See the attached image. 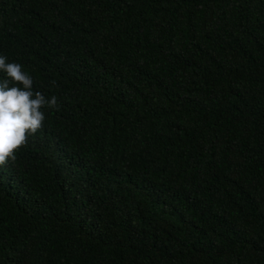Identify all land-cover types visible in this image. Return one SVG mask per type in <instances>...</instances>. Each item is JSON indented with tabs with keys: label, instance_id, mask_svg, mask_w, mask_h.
Segmentation results:
<instances>
[{
	"label": "trees",
	"instance_id": "obj_1",
	"mask_svg": "<svg viewBox=\"0 0 264 264\" xmlns=\"http://www.w3.org/2000/svg\"><path fill=\"white\" fill-rule=\"evenodd\" d=\"M0 55L59 105L0 264H264V0H0Z\"/></svg>",
	"mask_w": 264,
	"mask_h": 264
},
{
	"label": "clouds",
	"instance_id": "obj_2",
	"mask_svg": "<svg viewBox=\"0 0 264 264\" xmlns=\"http://www.w3.org/2000/svg\"><path fill=\"white\" fill-rule=\"evenodd\" d=\"M0 167L16 159L15 153L27 144L30 134L44 126L43 108L58 110L55 95L46 98L41 92L33 91V79L22 70V65L7 62L0 55ZM55 84V81L52 82ZM22 85V87L20 86Z\"/></svg>",
	"mask_w": 264,
	"mask_h": 264
}]
</instances>
